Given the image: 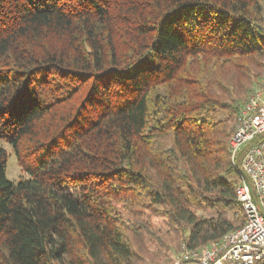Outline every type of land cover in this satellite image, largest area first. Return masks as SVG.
<instances>
[{
	"label": "trees",
	"instance_id": "obj_1",
	"mask_svg": "<svg viewBox=\"0 0 264 264\" xmlns=\"http://www.w3.org/2000/svg\"><path fill=\"white\" fill-rule=\"evenodd\" d=\"M260 85L264 0H0V264H147V236L241 228L230 141Z\"/></svg>",
	"mask_w": 264,
	"mask_h": 264
},
{
	"label": "built area",
	"instance_id": "obj_2",
	"mask_svg": "<svg viewBox=\"0 0 264 264\" xmlns=\"http://www.w3.org/2000/svg\"><path fill=\"white\" fill-rule=\"evenodd\" d=\"M230 156L241 172L236 190L245 224L205 248L184 246L175 264H257L264 259V85L239 112Z\"/></svg>",
	"mask_w": 264,
	"mask_h": 264
},
{
	"label": "rangeland",
	"instance_id": "obj_3",
	"mask_svg": "<svg viewBox=\"0 0 264 264\" xmlns=\"http://www.w3.org/2000/svg\"><path fill=\"white\" fill-rule=\"evenodd\" d=\"M2 146L8 151L7 167H6V176L13 183H17L19 176L21 175L20 168L17 165L16 156L11 148L5 142H1ZM209 215V212L202 213ZM153 224L155 230L161 235H165L167 231V226L164 224L162 218H153ZM169 238H166V245L161 251L159 250V245L156 240L149 236L146 237L147 248L155 252H158V258L153 261V258H149L147 264H175L180 257L182 249L185 243H179L174 234L169 233Z\"/></svg>",
	"mask_w": 264,
	"mask_h": 264
}]
</instances>
